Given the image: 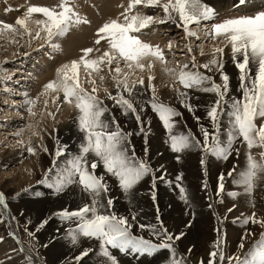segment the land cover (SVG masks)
<instances>
[{"label": "snow or ice", "instance_id": "6c2138e0", "mask_svg": "<svg viewBox=\"0 0 264 264\" xmlns=\"http://www.w3.org/2000/svg\"><path fill=\"white\" fill-rule=\"evenodd\" d=\"M247 3L239 0V5ZM9 10L5 8V12ZM34 14L42 18L32 19ZM217 15L205 0H128L117 18L95 30L93 44L99 46L103 41V51L99 47L82 48L78 58L55 69L54 79L43 83L35 97L25 91L19 103L5 99V105L14 108L17 116L23 108L30 120L37 115L54 119L61 105H67L74 110L71 123L77 132L75 150L56 136L52 137L54 147H47L40 135L44 130L37 131L40 121L25 123L9 134L16 138L15 147L20 150L18 163L37 157L36 167L41 174L35 185L42 186L43 191L31 184L14 192L0 190V225L16 245L11 249L15 255L7 251L2 254L5 264H37L39 260L35 233L28 228L31 217L20 225L10 208V202L29 195L36 198L29 201L32 204L57 205L55 209L41 207L31 212L36 214L35 231L44 229L50 221L59 222L57 232L71 253L59 264H153L161 254L162 264H264V193L258 201L254 199V193L264 190V10L215 22ZM89 23L76 10L74 0H58L54 6H28L14 24L0 22V39L17 45L13 58L29 55L27 51L19 52L24 37L28 38L29 48L41 41L35 51L47 46L55 52L60 49L56 40ZM153 25H171L182 31L180 55L186 54V59L176 58V45L171 39L165 46L171 59L166 57L165 49L142 39L146 35L142 30ZM193 40L201 43L193 44ZM205 41L211 42L207 53ZM197 51L202 61L197 59ZM93 53L99 55L90 56ZM6 63L7 58L0 60V91L11 98L14 88L9 82L13 76L4 67ZM228 64L236 70V95L231 94ZM156 65L169 79L167 87L174 93L175 104L162 102L157 95L153 74ZM105 69L114 91L104 86ZM99 91H103L104 98L97 95ZM200 94H206L207 102ZM41 98L43 107L37 113L34 109ZM179 109L190 114L203 109L202 118L194 116L199 135L190 129L177 130V118L182 117ZM154 120L163 130V143L172 154L170 160L182 165L185 156L197 153L200 191L211 192L207 207L216 221V238L205 255L196 260L191 259L192 246L180 249L186 236L183 229L194 227L196 219L193 200L183 183L184 174L175 173L173 181L168 178L165 163L153 164L149 158ZM127 121H132L131 127ZM25 131L28 137H24ZM56 131L53 127L52 132ZM37 136L40 142L33 146L32 137ZM134 136L142 141V155L136 152ZM41 153L49 157L50 163L40 159ZM241 155L243 163L234 159L225 172L223 165L229 158ZM217 165L221 167L214 173V189L210 190L207 178ZM2 167L7 170L9 165ZM99 167L102 174L97 173ZM27 171L33 175L32 170ZM110 183L120 195L123 211L116 206L120 201L111 195ZM173 183L184 214L192 218H176L169 224L161 215L158 189L159 184L170 187ZM141 184L146 190L140 188ZM225 198L241 200L245 208L251 209L232 219L242 231L231 250L224 220L237 203H232L222 216L215 205L223 204ZM66 199L70 204L64 203ZM143 199L149 200L154 209L150 217L140 206ZM24 213L25 209H19L20 216ZM19 227L24 228L27 240H21ZM3 240L0 236V242Z\"/></svg>", "mask_w": 264, "mask_h": 264}, {"label": "rangeland", "instance_id": "374dc122", "mask_svg": "<svg viewBox=\"0 0 264 264\" xmlns=\"http://www.w3.org/2000/svg\"><path fill=\"white\" fill-rule=\"evenodd\" d=\"M28 1H29V3L15 7L14 1H12L13 2L12 3L10 0H0V7L2 8L0 10V20L1 19L2 20L0 22L5 21L7 23H13L14 24L15 19L23 16V13L25 12V10L23 8L24 6H27V5L36 6V4L35 5L32 4L33 2H31L30 0H28ZM32 1H35V0H32ZM45 1L46 2H44V3H46V4H38V5L39 6H54L56 3H58V0H45ZM80 1L81 0H78V1L74 0L75 5L78 4V8L76 7V9L78 10V12H80V15H81L82 11H81L79 3L85 4L86 1L85 0H83L82 2H80ZM214 1L216 2L217 0H205L206 3H208L210 6H212L215 9L217 5L214 6L212 4V2H214ZM262 1H263V3H262ZM127 2H128V0H127ZM253 2H254L253 0H248L247 4L239 5V0H235L234 5L231 7L230 11L224 13V15L217 16L215 22H217V21L220 22L223 19L222 16H225V15L233 17V16H237L240 14L251 13L254 10H264V0H259L258 1L259 4H255ZM84 4L82 5L83 7H84ZM90 6H91V4L89 3L88 4V7L90 9L89 11H91V9H92V12H93L94 7L90 8ZM6 7L10 9L7 12H5ZM140 10L143 11L144 9H140ZM33 17H36L37 19L42 18L39 16V14L33 15ZM33 17H32V19H35ZM98 23L99 22H97V24ZM85 26H87V25H85ZM74 29H72V30H74ZM177 30H176V32L168 33V32H163L166 30L162 29L161 31H159L158 34H155L156 32L154 33L153 29L152 30L144 29L142 31L145 32L146 35L142 36V39H146V40L149 39V42H151L150 39L158 40V41H165L166 44L168 43L169 39H171L173 41V43L176 45V47L173 49V51L176 52V54H177L176 58L180 59V60H184V59H186V54L184 57H181V55H180V48L184 44V40L182 39L183 33L181 30H179V29H177ZM17 39H19V37H17ZM25 39L27 40L28 38L24 37V40ZM0 40H2V39H0ZM192 42H193V44L201 43V41H198V40H193ZM2 43L5 44L6 42L2 40L1 44ZM102 43H103V41L101 42V44ZM210 43H211L210 41H205V43H204V51L206 53L209 51ZM14 45L15 44H11V45L6 44V46L0 47V60H5V58H7V63L4 65V67L7 70H8V68L9 69L15 68V69L19 70V73L15 74V76L12 75V76H14L13 81L9 82V86L10 87L14 86L15 90L25 83L24 80L28 79V77H25L24 74L29 73L28 70H31L32 67H37V66L42 67L43 66L42 68H39V70L34 69L33 71L35 73H33V71L30 72L31 74H34V76L29 77V78H34V83H35L38 80L40 82L42 77H44L46 75H51L52 76L51 79H54L55 69L57 67H59L60 64L65 63L63 60L65 58V56L62 53L61 45H60V49L55 51V52H51L52 51L51 49H50V51H47L49 49V48L47 49V46H45V48L40 50V51H35L34 49H36L37 47H35L34 43H32L31 48H28V51H27L29 53L28 56L20 55L17 58L16 57L11 58L13 51H14ZM15 46H17V45H15ZM225 51H227V50H225ZM48 52H51L55 55H52L50 57L48 56L46 58V53H48ZM195 54L197 55L198 60L203 59L202 57L199 56L198 51ZM165 55H166V57L171 59V56L168 53L166 47H165ZM19 58H21V59H19ZM26 58H28V60H26V62H24ZM41 58H44L47 62L46 63L41 62L40 61ZM70 60H72V59H70ZM15 64H18V65H15ZM170 66H174V65H170ZM227 71H228V73H230L231 94L236 95L235 88H236L237 83H238V81L236 80V70H235L233 65L228 64ZM102 74L105 75L104 86L108 87L109 91H114L111 87V81L108 79L107 70L105 69V71ZM143 75L145 76V79H147V75H148L147 71H145V73ZM16 78H18V79H16ZM217 79H218V77H217ZM21 80H22V83L18 84ZM85 86L90 87L88 85H85ZM97 86L98 87L100 86L98 78H97ZM36 90H37L36 85H31V88L29 89V94H30L29 96L35 97L37 95V93L40 91V90L39 91H36ZM33 94H34V96H32ZM98 94L101 95L104 93H103V91H99L97 93V95ZM15 95L16 94H13L11 98L12 99L17 98V96H15ZM200 95L203 97L204 102H207L206 94H200ZM99 97L104 98V96H99ZM5 99H9V98L6 96H2V92H0V122L4 121V119H8V121H9L7 123L8 125L5 126L6 128L2 127L0 124V126L2 127V129L0 127V129H1L0 135H1V139H2L0 141V190H3L6 193L14 192V191H18L22 186L27 187L28 185L31 184V185L36 187V190L43 191L42 186L35 185V180L37 178H39V176L41 174L40 170L36 167V165L38 163L37 157L34 156V157L29 158V159H24L22 163H18L16 157H17V153L20 150L15 147V139L16 138L10 136L9 134L11 132L16 131L18 127H22L25 123H28V122L36 123V121H40V123L38 125V131H39V129L44 130L43 133H40V135L43 136V143L47 147L52 149L54 147L52 137L56 136L52 132V128L55 127V124H56L58 119H57V117L54 119H50V118L48 119L47 116H44L43 119H41V117L39 115H37L35 118H31V120H30V118L27 117V113H26L25 109H23V108L19 109L20 116H17L16 110L14 108H8L5 105V103H4ZM161 101L165 102L163 100H161ZM193 102L196 103V101H193ZM106 103H108L109 105L111 104V102H109V101H106ZM165 103L175 104V101L174 102H165ZM41 107H43L42 98H41V101H39L37 103L36 108L34 110L37 111V113H39V110ZM179 110L182 112V117L177 118V120L180 121L179 125L177 126V130H185L186 131V130L190 129L196 135H199L196 132V122L194 120V116H200L202 118L204 115L203 109H199L194 114H190L184 109H179ZM7 111H8V113H6ZM12 111H14V112H12ZM21 117H23V119ZM121 119L123 120V118H121ZM202 122H203V120H202ZM127 123H128L129 127L132 126V121H127ZM152 128H153V133L150 136L149 158L151 159L153 164H157L158 162L165 163L167 165V169H168V178L173 179V181H174L175 173L183 172V174H184L183 183L186 186L188 193H189V196L192 198L193 204H194V211L196 213V219L194 222L195 226L191 227L192 229L191 228L183 229L186 233V236L184 238H182V240L180 242V249L183 250L186 245L190 246L193 243V244H197L198 245L197 249L199 248L200 251H202V247H201L202 245H204V246L209 245L213 242V238L214 239L216 238V232L214 231V234L212 233L213 232L212 227L214 226V229H215L216 221L213 217L212 210L207 207V203L209 202V197L211 195V192L206 194V193L200 191L199 186L201 183L202 176H201V173L198 171V168H199L198 155H197V153L193 152V153L185 156V161H186L185 163H183L182 165L176 164L174 160L169 159L172 154L166 150V146L163 143V139H164V137L162 135L163 130L158 125L157 121H155V120L153 121ZM23 135H24V137H28L29 133L27 134V132H25ZM56 137H58V138L60 137L59 138L60 141L67 143L69 145L70 150H75V143L77 140V132L75 129L73 130L72 135L63 134L61 136H56ZM132 140H133V143L136 145L137 154L142 155V152H141L142 141L135 136L132 137ZM39 142H40L39 136L32 137L33 146H35ZM5 144L9 145V147H4ZM157 152L161 153L162 155L158 156ZM24 155L27 156V153L25 152ZM40 159L42 161L50 163L49 157L43 153L40 154ZM234 159H239L241 161V163H243V156L242 155L239 158L230 157L229 162L227 164L223 165L225 172L227 171V169L229 167H231V163L233 162ZM4 164L9 165V167H7V170H4V168L2 167V165H4ZM220 167H221V165H217L215 168H213L211 170L208 178H207L210 190L214 189V180H215L214 173L218 172L220 170ZM29 169L32 170V172H33V175H31V176L28 174V171H27ZM97 173L102 174V167H99L97 169ZM110 187H112L111 195L117 201H120V195L111 183H110ZM227 187L228 188L232 187L230 182H227ZM140 188L142 190H146V185L141 184ZM262 193H264V190H258L256 193H254V199H256L258 201L260 199V196ZM158 195H159V201H160L161 215L163 216V218L165 219L166 222L171 224L172 221L176 218H179V219L181 218L183 220H188V219L192 218L190 214L189 215L184 214V212H183L184 206L177 199V192L175 190L174 183L170 187H166L164 184H159ZM34 199H36L34 196L29 195V196L23 197L18 202H15V203L10 202V208H11L12 214L17 215V218L20 221V225H23L25 223V221L27 220V218L25 217V213L23 216H20L18 214L19 209H25V212L30 215L32 223H30L28 225V228H29V230H31L35 233L34 244L36 245V251L39 254V260H37L38 263L39 264H59V262L63 260V256H65L66 254L69 253V249L67 246L62 247L57 242L59 240L60 236L62 235L61 233L59 235V233L57 232V228L59 227V222L55 221V220L50 221L49 224L46 225L44 229H41L40 231H35L34 224L36 223V214L31 212V209L41 208V207H43L45 209H47V208L55 209L57 207V205H55V204H40V205H38V204H32L29 202L30 200H34ZM67 202H68V204H70L69 199H66L64 201L65 204H67ZM121 203H122V201L117 202L116 206L118 209L123 211V208H121ZM150 203L151 202L147 199H143L140 201V206L142 207L144 214L148 217H150L154 213V209H152L150 207ZM232 203H237V208H234L232 212L227 213V218L224 220V223H225L224 227L226 226V224L227 225L230 224L231 226H233L234 224L232 223V219L234 217L238 216L240 214V212L251 211L250 208L244 207L241 200L231 201V200H228L227 198H225V201L223 204L215 205V209L217 212H219L223 216L226 209L228 207H231ZM169 205L171 207H169ZM71 206H73V204ZM200 220L203 221L202 225H200V223H198V221H200ZM204 226H205V229L203 228ZM16 228H17V225L15 224V229ZM181 228H182V226H181ZM202 228L204 229L205 235H208L210 232L213 234L212 235L213 238L210 235L211 237L208 236L206 241L204 240L203 243L198 239V235H199L198 230L200 232H202ZM231 229H232L231 232L227 233L229 240L228 241L226 240L227 247H229V250H231L235 247V244L238 241V237L242 231L240 225H238V226L234 225V227ZM257 231H258V228H257ZM18 235L20 236L21 240H27L28 239L26 237V234L24 232L23 227H19ZM0 236L4 237V240L2 242H0V264H5L4 257L2 254L5 251H7V252H9V254L15 255V254L11 253V249L16 247V245L11 239H9L7 237L6 230L4 229L3 225H0ZM230 237H231V239H230ZM210 239H212V240H210ZM187 242H189V243H187ZM42 244H47L48 246L47 247H41L40 245H42ZM201 253H203V252H201ZM201 253H200V255H201ZM198 257H199V253L195 255L196 259H198ZM153 264H162L161 255H158L156 257V259L153 261Z\"/></svg>", "mask_w": 264, "mask_h": 264}, {"label": "bare ground", "instance_id": "6f19581e", "mask_svg": "<svg viewBox=\"0 0 264 264\" xmlns=\"http://www.w3.org/2000/svg\"><path fill=\"white\" fill-rule=\"evenodd\" d=\"M10 1L11 2L12 1L15 2L14 3V6L15 7L24 5L26 3H29L28 0H10ZM30 1L33 2L32 4H34V5L36 4V6H39L38 4H46V3H44V2H46L45 0H35V1L30 0ZM82 1L83 0H81L80 2H82ZM85 1H86L85 4L83 3L84 4V7L82 6L83 5L82 3H81L82 5L79 3L80 8H81V11H82L81 15L83 17H85L86 19H88L90 21V23L87 24V26L82 25V26H79V28H75L74 30H71L66 35L65 38H60V39H58V40L55 41L56 43H59L61 45V47H62V53L65 56V58L63 59L64 62H68L70 59H76V58H78L82 54L81 49L82 48H85V47H99L101 49V51H103V49L106 47V44L104 42L100 46H96V45L93 44V41L95 39L94 33H95L96 28L99 27L102 23H104L105 21H107L109 19H115V18H117L119 16V14L123 11V8L124 7H127V3H128L127 0H85ZM234 1L233 0H217L216 2L215 1L212 2V4L214 6L217 5L216 8H215L216 12L218 13L217 16L224 15V13L230 11L231 7L234 5ZM253 1H254L253 3L259 4V2H258L259 0H253ZM89 3L91 4L90 8L91 7H94L93 12H92V9H91V11H89L90 10L89 7H88V4ZM262 3H263V1H262ZM27 6H29V5H27ZM27 6H24L23 7L25 11L27 9ZM76 7L78 8V4L76 5ZM1 9L2 8L0 7V10ZM143 11L147 12L148 10L144 9ZM79 14H80V12H79ZM230 17H232V16H226V15L225 16H222L223 19L224 18H230ZM33 18L37 19L36 17H33ZM97 22H99V23L97 24ZM148 29L149 30L155 29V31H154V33L156 32L155 34H158L159 31H161L162 29H165L166 30V31H163V32H168V33H171V32L173 33V32H176V30H177L174 26H171V25H153V26H150V28H148ZM143 40L145 42H148V43H151V44H154V45H159L161 48L165 49V46H166V42L165 41H158V40H152V39H150L151 42H149V39L148 40L143 39ZM1 41L2 40H0V47L6 46L7 43H5V44L2 43L1 44ZM26 41L27 40L25 39L24 41L21 42L23 44V46L22 47H19V52L20 53H23L25 51H28V48L29 47H28ZM33 43H34L35 47H38V45L41 43V41L37 40V41H35ZM8 45H11V44H8ZM15 45H14V51L13 52L17 51V46H15ZM226 50H227L226 52L229 51L228 49H226ZM47 51H50V49H48ZM52 55H55V54L52 53L51 56ZM93 55H99V53L90 54V56H93ZM19 56L20 55H17L15 57L17 58ZM47 57H48V55H46V58ZM11 58H13V55L11 56ZM226 58H227V53H226ZM19 59H21V58H19ZM26 60H28V58H26L24 62H26ZM202 60L200 59V61H202ZM40 61L43 62V63H46L47 62L44 58H41ZM15 65H18V64H15ZM42 67L41 66L32 67L31 70H28L29 73H25L24 74L25 77H28V79L24 80V82L26 84L24 83L25 85L23 84L19 88H17L16 90L14 89V94H16L15 96H17V98H13V99L12 98H9V102H11V101L14 100L16 103H19L21 101V99H22V97H21V93L22 92H25L26 91L28 93V95H30L29 94V89L31 88V85H36V88H37L36 91H39L41 89V86L43 85V83H46L48 80H51V77H52L51 75H46V76L42 77V79L40 80V82L38 80L35 83H34V78H29V77L34 76V74H31L30 72H32L34 69L35 70H39V68H42ZM8 72L11 75H14L15 76V74L19 73V70L15 69V68L14 69H9L8 68ZM33 73H35V72L33 71ZM153 74L155 76L154 85L156 87L157 95L160 97V100H163L165 102H174V93L167 87V84L169 83V79H168V77L164 76L161 73L159 65H156L155 66V68L153 69ZM229 75H230V73H229ZM16 79H18V78H16ZM145 82H147V79H145ZM20 83H22V80L18 84H20ZM12 88H14V86ZM0 92H2V91H0ZM2 96H5V95L2 93ZM32 96H34V94ZM99 96H104V94H101ZM12 112H14V111H12ZM6 113H8V111ZM73 115H74V110L72 108H69L67 105H63V104L61 105L60 111L57 112L56 113V116H55V118L57 117V119H58L57 122H56V124H55V127H56V130L57 131L54 134L56 136H61L63 134H70V135H72V132H73L74 128H73V125L71 123V117ZM8 122H9L8 119H4V121L0 122V124H1L2 127H5L6 125H8L7 124ZM2 127H1V129H2ZM37 131H38V128H37ZM25 132H27V131H25ZM27 134H28V132H27ZM1 140L2 139H1V135H0V141ZM77 202H78V200H77ZM67 204H68V202H67ZM72 207H75V205L73 204ZM25 217L28 219L30 217V215L25 212ZM201 220L198 221V223H200V225L203 224V221H201ZM235 226H238V224H236ZM12 227L15 229V223L14 222H13ZM233 227H234V225L231 226L230 224H228V225L226 224V226L224 227V231L226 233V240L227 241L229 240V237H228L227 233L228 232H231V230H232L231 228H233ZM203 228L205 229V226ZM203 228H202V232H200L198 230V234H199L198 235V239L202 243L204 242V240L206 241V239H207L208 236L211 237L214 234V226L212 227L213 229L211 228L213 230V232H212L213 234L210 232L208 235H205V232H204V229ZM59 235H60V233H59ZM212 238H213V236H212ZM230 239H231V237H230ZM210 240H212V239H210ZM214 240L215 239L213 238V242H214ZM57 242L62 247L66 246V245H64L65 244L64 243V240L61 239V238H59V240ZM187 243H189V242H187ZM210 245L211 244L206 245V246L202 245L201 246L202 247V251H200L199 248L197 249V246L198 245L192 243L190 246L193 247V251L194 252H192V254H191V259L192 260H196L195 255L198 254V253H199L198 259L201 256H204L206 249L210 248ZM228 249H229V247H228ZM201 252H203V253H201ZM200 253H201V255H200ZM70 254L71 253L69 252L68 254H66L65 256H63V259L66 256H69ZM162 256H163V254H161V257ZM37 264H39L38 261H37Z\"/></svg>", "mask_w": 264, "mask_h": 264}]
</instances>
